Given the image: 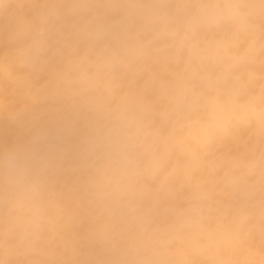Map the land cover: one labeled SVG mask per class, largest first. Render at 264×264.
Wrapping results in <instances>:
<instances>
[{
	"label": "clouds",
	"instance_id": "obj_1",
	"mask_svg": "<svg viewBox=\"0 0 264 264\" xmlns=\"http://www.w3.org/2000/svg\"><path fill=\"white\" fill-rule=\"evenodd\" d=\"M0 264H264V0H0Z\"/></svg>",
	"mask_w": 264,
	"mask_h": 264
}]
</instances>
